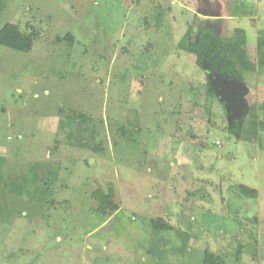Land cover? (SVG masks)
Masks as SVG:
<instances>
[{"label":"rangeland","instance_id":"1","mask_svg":"<svg viewBox=\"0 0 264 264\" xmlns=\"http://www.w3.org/2000/svg\"><path fill=\"white\" fill-rule=\"evenodd\" d=\"M3 1L0 29L37 39L0 45V264H264V68L218 95L183 41L243 28L255 59L264 0ZM73 113L97 122L99 153L67 143ZM158 217L174 228L155 234Z\"/></svg>","mask_w":264,"mask_h":264},{"label":"trees","instance_id":"2","mask_svg":"<svg viewBox=\"0 0 264 264\" xmlns=\"http://www.w3.org/2000/svg\"><path fill=\"white\" fill-rule=\"evenodd\" d=\"M4 9L5 3L0 0V16ZM66 38L71 42L73 41V36L69 32L66 34ZM36 39V32L33 30L31 32L23 31L18 24L13 22H7L0 29V45L20 52L31 51ZM246 40L243 28H236L230 38H225L217 34L211 25L199 26L197 36L192 34L191 27L183 37L185 49L195 55L198 65L204 69L208 68L219 79L224 76L239 82L245 81L246 72H255L260 67L264 68V35L258 37L255 59L251 58L248 53ZM210 89L214 92L212 87ZM78 119H81V124L77 123ZM96 123L87 115L73 113L61 121L60 129L65 130L68 128V130H65V134L68 137L66 140L69 145L76 144L80 147L91 148L93 152L99 153L102 150V144L99 138L97 139L99 130ZM5 162V156L0 155V174ZM87 163L90 164L88 160ZM240 190L248 197L257 195L255 189L245 185H241ZM93 197L99 202L98 208H92L94 212H101L104 216H109L118 209V206L113 202L111 193H106L97 188L93 193ZM42 198L43 196L38 197V200L42 201ZM104 216H102L103 219ZM151 225L155 234L158 229L169 231L174 228L160 217L152 218ZM175 231L180 236L181 244L178 246L180 251L187 250L188 233L178 229ZM146 251L148 254H154L156 252L154 244L148 247ZM202 264H226L225 256L206 251Z\"/></svg>","mask_w":264,"mask_h":264},{"label":"water","instance_id":"3","mask_svg":"<svg viewBox=\"0 0 264 264\" xmlns=\"http://www.w3.org/2000/svg\"><path fill=\"white\" fill-rule=\"evenodd\" d=\"M207 74H208V78L211 82V85L212 87L214 88L215 92L219 94V87L221 86V81L220 79L215 75L213 74L208 68H205Z\"/></svg>","mask_w":264,"mask_h":264},{"label":"crops","instance_id":"4","mask_svg":"<svg viewBox=\"0 0 264 264\" xmlns=\"http://www.w3.org/2000/svg\"><path fill=\"white\" fill-rule=\"evenodd\" d=\"M184 8V7H183ZM188 9V8H187ZM192 11V10H191ZM204 17H206L207 19L209 18V16H207V15H204Z\"/></svg>","mask_w":264,"mask_h":264},{"label":"flooded vegetation","instance_id":"5","mask_svg":"<svg viewBox=\"0 0 264 264\" xmlns=\"http://www.w3.org/2000/svg\"><path fill=\"white\" fill-rule=\"evenodd\" d=\"M198 31H199V27H198ZM197 34H198V32H197ZM197 34L195 36H197Z\"/></svg>","mask_w":264,"mask_h":264}]
</instances>
